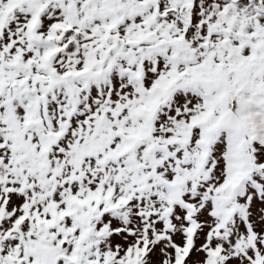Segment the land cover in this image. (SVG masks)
Wrapping results in <instances>:
<instances>
[{
	"label": "snow or ice",
	"instance_id": "snow-or-ice-1",
	"mask_svg": "<svg viewBox=\"0 0 264 264\" xmlns=\"http://www.w3.org/2000/svg\"><path fill=\"white\" fill-rule=\"evenodd\" d=\"M0 264H264V0H0Z\"/></svg>",
	"mask_w": 264,
	"mask_h": 264
}]
</instances>
